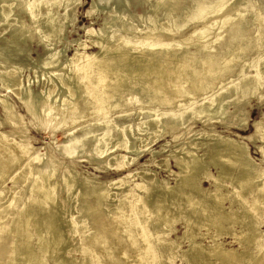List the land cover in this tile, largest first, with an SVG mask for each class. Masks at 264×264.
Returning <instances> with one entry per match:
<instances>
[{"label": "bare ground", "instance_id": "obj_1", "mask_svg": "<svg viewBox=\"0 0 264 264\" xmlns=\"http://www.w3.org/2000/svg\"><path fill=\"white\" fill-rule=\"evenodd\" d=\"M98 1H91L89 13L97 7ZM230 1L193 0L192 10L184 9L177 17L164 9L161 18L153 21L143 36L131 34L132 25H128L118 12H111L98 29L89 32L96 37L98 49L87 54L81 66L75 64L81 54V43L71 56L66 55V63H63L69 68L71 82H67L64 93L58 92L57 85L47 83L49 86L31 94L27 80V84L21 81L18 85L21 91L14 93L15 97L35 124L52 135L60 125L89 116L96 103L121 112L122 117L115 125L96 129L93 135L74 136L65 132L66 141L57 150L63 156L74 158L85 148L90 156L103 159L110 168L130 165L135 158L126 162L116 151L125 149L132 153L131 136L139 130L143 129L144 133L140 134L143 138L151 129L164 131L166 126L172 128L175 124H184L190 116L207 121L219 119L225 116L228 105L248 95H264L261 92L264 83V9L257 8L252 0H237L234 4ZM77 2L0 0V14L4 21L16 13L15 8L29 13L36 28L40 23L50 28L44 38L46 43L58 37L65 23L73 17L68 10L58 19L56 7L65 3L73 7ZM225 6L227 11L237 12L233 16L223 14V19L219 17L223 22L230 20L232 26L221 47L206 44L197 51H184L185 39L173 38L166 43L170 35L165 39L164 35H157L176 33L189 21H201ZM247 10L255 24L252 31L245 30ZM116 20H121L122 25L114 26ZM19 24L12 28L11 41L27 37L28 28ZM205 35L206 30L201 29L195 38ZM149 50L158 54H147ZM58 52L47 54V61H44L52 71L61 61ZM153 57L155 61L152 62ZM80 68L89 79L93 78L88 94L82 89L83 82L77 80L82 71ZM16 72L13 67L0 72V84L7 91L12 87ZM195 96L200 100L192 113L188 109L179 110L185 107V98L190 101ZM0 107L4 114L0 126L11 124L14 128L23 122L9 92L0 95ZM132 110L140 117L135 126L128 121ZM8 133L6 129L0 131V264H43L46 259H50L49 264H153V260L158 264H169L167 261L177 257L188 264H264V231L256 219L257 212H264V168L253 159L245 141L214 134L211 150L202 154L196 152V147L188 145H181L177 151L176 148L170 150L166 157L172 156L179 169L173 184L165 181L161 185L154 173L146 168H136L133 172L140 181H135L133 186L124 175L96 185L93 178L79 177L69 164L65 166L63 176L56 178L53 163L32 155L35 152L33 146L24 141L20 147L13 148L16 145L8 141ZM247 138L264 140V118L255 124V133ZM257 147L263 149V145ZM110 149L115 152L105 158ZM157 153L151 150L153 160ZM210 165L215 167L216 175L209 172ZM17 171V175L9 176L10 188L6 187L2 183L6 174ZM202 178L211 180L212 188L202 186ZM59 179L66 185L64 199L67 202L76 195L77 188L83 186L80 196L86 199L79 205L77 214L90 211L91 217L82 218L74 216L75 212L68 214L65 209L61 210L64 203L57 198ZM223 181H228L231 189L225 187L226 191H223ZM111 186H114L113 192L109 189ZM134 189L140 190L142 195L131 201ZM246 195L249 200L244 198ZM110 198L112 206L106 208L104 203ZM226 199L231 202L227 207L224 205ZM182 214L186 216L180 238L188 241V246L180 251L181 243L177 244L169 234L174 229L175 219ZM233 223L239 231L233 230L236 227L231 228ZM203 227L206 231H199ZM77 232L81 234L82 243L70 242ZM226 234L231 236L230 241L221 239ZM198 237H207L210 241L205 244ZM231 243H237L238 247ZM61 249L66 250L60 252ZM73 249L76 251L70 253Z\"/></svg>", "mask_w": 264, "mask_h": 264}, {"label": "rangeland", "instance_id": "obj_2", "mask_svg": "<svg viewBox=\"0 0 264 264\" xmlns=\"http://www.w3.org/2000/svg\"><path fill=\"white\" fill-rule=\"evenodd\" d=\"M91 1L92 0H78V2L73 5V7L69 6L66 3L56 7L58 19L63 17V15L68 12V10L73 17L70 22L65 23V26L60 35L58 37H54L55 40L54 38L50 39L53 40V42L48 40L45 43L44 38L45 35L49 33L50 28H48V26H45L43 23H40L39 26L36 28V26L30 20L29 13H26L24 11L19 12L17 11V8H15L14 10L16 11V15H11L4 21H2V14H0V57L1 59L5 58L3 60L0 59V72H2L4 68L13 67L17 69V72L13 74L11 84L12 87L11 89H9V91H7L0 84V95L9 92L10 98L14 103V107L19 113V115H21L23 120L22 123H20L14 128L13 126H11V124L0 126V131H2V129L8 130V141H11L16 145L13 148L20 147V144H22V141H24L27 144L33 146V151L35 152L32 155H38L40 159H43V161L54 164L56 178H60L61 175L63 176L65 172V166L69 164L73 167V169H75L74 171L77 172L79 177L83 176L93 178L96 185H100V182L107 183L109 181H115L119 177H122L124 175V177L128 176L125 177V180L129 181L128 183L133 186V183L135 181H140V178L134 174L135 172H133V170L136 168L138 170L146 168L152 174L154 173V176H156V179L159 183H161V185L165 184V181H167L169 184H173L176 172H179V169L175 165L174 158L172 156L166 157L170 153V150L173 151L174 148H176L175 151H177L182 148L180 147L181 145H188L191 147H196V152L202 154L203 152L211 150L210 144L215 142L214 134L230 136L232 138L241 139V141H245L248 144L249 151L253 159L259 164L260 167L264 168V140H260L259 138H247L248 135L255 133V124L264 118V95L258 96L256 94L248 95L244 97L241 101H238L235 104H230V106L228 105L225 116L219 119L214 118L207 121L204 118L190 116L182 125L175 124L172 128L166 126L164 129L165 132L161 130L159 131L158 129L154 128L149 130L147 132L149 133V135H144L143 138H140V134L144 133L142 131L143 129L139 130L138 132H136L135 136H131V151H133V154L127 153L125 149H120L119 151H116V154L119 153V155L122 156L121 158L126 162L129 161L132 157H134L135 159L130 165L127 164L122 165L120 167L112 166V168H110L106 166L103 159L93 158L92 156H90V153H88L89 151L85 148L81 151L82 153L80 152L74 158H68L59 153L57 149L66 141L67 134H65V132L74 136L82 134L83 136L93 135V132H95L94 130L96 129L115 125L118 122L117 120L122 117V113L108 110L107 108H103L101 104L99 105L98 103H96L95 108L98 109H90L89 116L78 119L76 121H68L67 124L62 127L60 125L59 129H56L54 131L55 133L52 135L49 134V132L47 133V131L45 132V130L43 131L42 127L37 126V124H35L32 118L28 115L23 105L16 99V95L14 93L18 94L21 91L18 88V85L21 84V81H23L24 84H27V80L29 81V87L32 88L30 89L31 94L39 92L42 87L47 85V83L57 85L58 92L64 93L65 87L67 86V82H71L68 77L69 68L66 64H64L66 63L67 57L71 56L74 53V49L77 48L78 44L81 43V46H79V51L81 54L77 57L75 62L76 65L81 66L85 60L86 55L93 53L98 49V45L94 41L96 37L93 34H90L89 32L98 29L103 24L105 17L108 16L111 12H118L126 20V23L128 25H132L133 30L131 34L133 33L134 35L143 36L146 33L147 29L151 26V23H153V21L156 22L158 19L161 18L164 9H167L171 16L177 17L181 15V12L184 11V9L187 11H191V4L193 2V0H100L98 1L99 3L97 2V7L91 10V12L89 13L87 10L91 5ZM236 1L237 0H231L230 3L232 2V4H234ZM252 1L256 3L255 6H258L257 8L264 9L263 0H260L258 2L256 0ZM24 4H27L26 1H24ZM229 5L227 8H229ZM227 8L225 6V8L218 9V11L214 12L209 17L206 16L201 21H189L180 31L176 33H157V35H164L163 39L168 38L167 35H170L169 39L166 40V43L171 42L173 38L176 40L185 39L182 44V48L184 51H197L199 47L206 44L211 45L212 47L214 46L213 48L221 47L223 39H225L226 35L230 32V29L232 28V26L230 25V20H228L227 22H223L222 19L224 17L222 18L221 15L229 13V16H233L237 12L236 10L227 11ZM43 9L41 10V12L44 11ZM217 13L218 15H216ZM219 17H221L222 19ZM207 19L209 20V22ZM246 19L247 21L245 23V30L252 31L255 28V24L253 21H251V13H249L248 10L246 12ZM23 22L25 24H23ZM118 22L119 25H117ZM19 23H22L21 26L24 25V28L25 26L26 28H28V38L26 37L24 40L11 41L10 36L12 28L15 24V26H18ZM115 24L116 25L114 26L118 27L122 25V22L121 20H116ZM201 29H205L207 35H205L204 37L195 38L197 31ZM57 51H59L58 56L59 61H61L56 67V70L52 71L51 67L44 65V61H47V54ZM156 53L157 52L155 50H149L147 52V54L153 56L158 54ZM153 61H155V57L152 58V62ZM81 70L82 71H79L78 73L77 80L83 82L82 89L86 91V94H88V91L90 92V87H92L91 84L93 78L92 80L89 79L87 73L83 72L84 69ZM233 76H235V74H233ZM94 77L96 78V76ZM49 84L47 86H49ZM261 92L264 94V83L262 84ZM199 100L200 99L197 100V96H195L190 101L189 98H185L183 101H186V105L184 108H179V110L182 111L183 109H188V112L192 113L193 110L199 105ZM3 117L4 114L0 107V119H2ZM129 118L130 119H128V121L130 120V124L135 126L139 122L140 117L138 116L137 111L132 110ZM143 127L144 126H142L141 128ZM194 133L198 134V136L194 135ZM147 145L149 149L147 148ZM162 145L164 146V148H162ZM257 145H263V149L260 150ZM139 150L142 151V154L136 155L135 152H138ZM151 150L159 152L157 153L156 160H153L151 158ZM108 152L105 158H108L109 156L113 155V152L115 151L113 149H110ZM165 163L168 165V167H166ZM209 172L215 175L217 174L216 169L213 165H210ZM10 173L11 172H8L6 174L5 180L2 182L8 188H10V186L12 185L10 177L15 174L17 175L19 172L17 171L14 174ZM148 174L149 173H147L146 175ZM58 181L59 185L57 189V198L60 199L61 203H64V205L61 206V210L65 209L68 214L75 212L74 216L80 215V217L82 218L88 215H90L88 217H91L90 211H84L82 213L77 214V209L79 205H81V202H84L86 199L82 195L80 196L81 192L83 191V186H79L77 188L78 192L75 195L76 197H71V199H69V201L67 202L64 199L66 194V185L65 183H61L60 179ZM223 182V185H225L222 186L223 191H226L225 187L231 189V184L228 181ZM212 184L213 182L209 179L202 178L201 180V185L204 187L212 188ZM113 188L114 186L109 187L112 192L114 191ZM10 192L11 191H9V193ZM134 193L135 195L133 196L131 201L136 200L142 195L141 191L138 189H134ZM244 198L248 200L250 199L248 195L244 196ZM230 203L231 202L228 199L224 201V205L226 207L229 206ZM104 204L105 207L107 206L106 208L111 207V198L110 200H107ZM93 215L95 214L93 213ZM185 216L186 214H182L175 219L176 221L173 223L172 226L174 229H172V232L169 234L170 237H166L176 239L178 242L177 244L181 243L179 245L180 251L186 249L188 246V241H181L182 238H180V234H182L184 229L183 222ZM256 219L259 222V227L261 228V230L264 231V212H257ZM231 225V228L236 227V229L233 230H240V228L237 227L236 223H233ZM199 231L205 232L206 228L203 227ZM222 236L221 239L224 238V240H226L225 242H227V240H231L230 235L227 236L226 234ZM198 238H200V241L205 244L206 242L210 241L207 237ZM71 241L72 243H82L81 234L78 232L73 234V236H71L70 238V242ZM231 244L233 246L238 247L237 243ZM131 245L133 246V244ZM81 246L83 247V244H81ZM65 250L61 249L60 252H64ZM73 251L76 250L73 249L69 252L73 253ZM74 253L77 254V252ZM43 262V264H49L50 259H46ZM167 262H169V264H188L187 261L180 260L178 257L175 258L173 261ZM153 264H158V261L156 260L155 262L153 260Z\"/></svg>", "mask_w": 264, "mask_h": 264}]
</instances>
